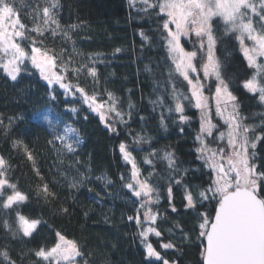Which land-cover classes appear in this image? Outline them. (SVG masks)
<instances>
[{
    "label": "snow or ice",
    "instance_id": "snow-or-ice-1",
    "mask_svg": "<svg viewBox=\"0 0 264 264\" xmlns=\"http://www.w3.org/2000/svg\"><path fill=\"white\" fill-rule=\"evenodd\" d=\"M140 2L144 5L141 11L156 16L160 47L166 53L161 68L164 93L151 101L153 110L166 107L169 113L174 111L181 125L190 119L185 111L188 106L199 111L196 158L202 162L200 167L191 170L192 175L197 171L201 173V182L192 184L185 180L190 170L180 166L174 152L152 147L151 137L143 133L134 136L135 149L123 141L119 144L121 158L126 165H130L129 175L122 174L120 181L122 187L127 189V199L135 208L133 214L127 215V221L129 226L135 225L145 262L176 264L165 258L150 240L152 235L158 238L162 236L157 226L160 214L154 209L160 203L162 185L153 181L165 180L173 213L177 212L173 203L174 185L183 186V207L191 217L192 227L187 232L181 228V234L189 241L195 235L200 248L199 264H264V154L258 152V145L264 147V127L257 134L255 125L244 123L239 98L234 94L231 80L223 73L222 61L217 56L219 46H227L232 41L238 43L247 67L253 70L251 76L244 79L243 88L264 105V0ZM24 8L28 9L24 15L31 25L22 18L21 9ZM60 8V0H32L31 4H25V0H0V70L12 82H18L22 73L30 76L38 73L40 79L46 82L50 100L56 101L63 95L66 111L75 116L83 108L78 109L74 105L82 103L99 117L109 133L118 136V125L128 127L134 106L129 103V111L125 114L119 107L120 101L111 92L105 91L106 100L100 99L101 94L97 91L100 80L93 56L79 62H74L75 56H72L66 61L63 55L44 43L46 34L52 37L62 35L66 41L71 40V32L61 29L58 19ZM76 27L71 25L70 29ZM141 37L147 39L143 32ZM184 41L191 43L192 49H187ZM63 51L62 48L61 53ZM72 51L79 55L74 43ZM165 71L166 80L163 79ZM82 77L85 78L83 84ZM88 77L91 78V92L87 86ZM178 78L186 82V90L179 84ZM205 81L209 83L206 85ZM57 89L60 91L57 92ZM206 89L208 95H205ZM166 99L172 101L174 108L172 104H166ZM213 104L216 116L226 125V131H219L218 122L213 123ZM51 111V108H43L34 111L29 117L21 115L9 118L6 134L14 119H28L30 123L44 128L51 137L47 143L55 151L58 161L63 163L67 156L78 155V149L84 141L74 122L61 126L58 118L55 123L49 120ZM125 115L128 119H125ZM84 119L87 120L88 116L85 115ZM140 119L143 121L144 117ZM160 124L166 128L163 117ZM0 125H3L2 120ZM180 132H184L183 127ZM69 133L72 139H69ZM217 141L220 143L213 147L212 143ZM12 147L17 151L23 148L27 159L33 162V171L44 180L27 145L14 139ZM134 151L146 153L143 163L148 168L143 171H147V175H143L133 155ZM79 163L76 160L69 167ZM160 165L164 166V171L159 170ZM10 167L9 162L0 156V213L10 216L15 212L16 223L13 228L9 220L5 219L3 228L11 233L12 239H16L20 233L25 238H31L42 221L26 217L19 211L30 197L19 188L17 182L12 181ZM58 171L68 181V187L76 191H80L88 180L85 173L76 176L64 170ZM76 171L79 172V169ZM104 179L106 185L113 183L110 179ZM88 192L91 193L92 188ZM36 196L45 202L58 198L57 192L47 182L36 186ZM96 196H100V193L97 192ZM60 212L69 214V209L61 206ZM160 247L172 249L175 245L168 242L161 243ZM29 251L36 257L35 260L29 258L30 264H92L91 254L85 252L81 243L60 230L55 231V239L50 247L40 246ZM0 257L7 264H16L7 250L0 251Z\"/></svg>",
    "mask_w": 264,
    "mask_h": 264
},
{
    "label": "trees",
    "instance_id": "trees-1",
    "mask_svg": "<svg viewBox=\"0 0 264 264\" xmlns=\"http://www.w3.org/2000/svg\"><path fill=\"white\" fill-rule=\"evenodd\" d=\"M31 3L32 0H25V4ZM60 4L58 19L61 29L71 32V40L66 41L62 35L52 37L46 34L45 45L63 55L66 61L72 56H75L74 62L93 56L100 80L97 86L100 99H107L105 91L111 92L120 101L119 107L125 114L129 111V103L134 106L133 116L127 128L118 125L120 134L117 136L109 133L99 117L82 103L74 105L78 109L83 108L75 116L66 111L63 95L56 101L50 100L46 82L40 79L38 73L31 76L22 73L18 82H12L0 70V120L3 121V125H0V156L11 165L9 176L12 181L17 182L19 188L29 194V200L21 205L19 211L26 217L42 221L33 237L25 238L20 233L16 239H12L11 233L3 228V222L8 219L15 228V212L10 216L0 213V251L7 250L16 264H21L22 255L23 264H30V259L35 260L36 257L29 250L40 246L50 247L55 239V231L60 230L81 243L85 252L91 254L92 264H146L135 225L129 226L127 221V215L133 214L135 208L127 199V189L122 187L120 181L122 174L129 175L130 165H126L121 158L119 144L123 141L135 149L133 137L143 133L152 138V147L174 152L180 166L190 170L185 177L186 182L199 184L201 173L197 171L194 175L191 174V170L202 165L196 158V148L199 145L196 136L200 128L198 112L194 107L188 106L185 111L190 119L181 125L174 111L169 113L166 107L153 110L151 101L164 93L161 68L166 55L160 47L155 15L149 16L133 10L128 5V0H60ZM27 10L21 9V15L25 23L31 25V21L24 15ZM71 25L77 27L72 30ZM52 27L55 28V25ZM141 32L147 39L141 37ZM73 43L79 55L73 53ZM62 48L64 51L61 53ZM117 49L120 51L117 52ZM217 56L222 61L223 73L231 80L234 94L239 98L244 123L255 125V131L259 134L264 127V105L243 88L244 79L250 77L253 70L247 67L235 41L227 46H219ZM163 79H167L166 71ZM178 79L186 90V82L182 78ZM84 82L85 78L82 77L81 83ZM87 86L91 92L90 77L87 78ZM166 104H172V101L166 99ZM172 106L174 108V104ZM43 108H51L48 118L54 123L57 118L61 126L74 122L84 141L78 149V155H69L60 163L55 151L47 143L51 137L43 127L30 123L28 119H14L6 134L9 118L21 115L29 117L34 111ZM85 115L88 116L87 120L84 119ZM141 117H144L143 121ZM162 117L166 128L161 127ZM125 119H128L127 115ZM181 127L184 128L183 133L180 132ZM14 139L23 141L33 153L35 164L44 180L33 171V162L27 159L23 148L19 151L13 149ZM69 139H72L71 133ZM143 147L147 148L148 145ZM258 152L264 154V147L258 145ZM133 155L143 175H147V171H143L148 168L143 163L146 153L134 151ZM76 160L80 163L70 168V163ZM58 169L76 176L85 173L88 180L80 191L70 189L68 181L60 175ZM159 170L164 171V166L160 165ZM98 177L101 179H97ZM104 178L113 183L106 185ZM44 182L57 192L56 200L45 202L37 198L36 186ZM153 182L162 185L160 203L154 206L160 214L157 226L162 236L158 238L152 235L151 242L165 258L176 264H199L200 248L195 235L189 241L181 234V228L187 232L192 227L191 217L183 207V186L174 185L173 203L177 212L173 213L168 202L166 181ZM89 188H92L91 193L88 192ZM97 192L100 196H96ZM61 206L67 207L69 214L61 213ZM168 242L175 247H160L161 243ZM0 262L7 264L3 257H0Z\"/></svg>",
    "mask_w": 264,
    "mask_h": 264
},
{
    "label": "rangeland",
    "instance_id": "rangeland-1",
    "mask_svg": "<svg viewBox=\"0 0 264 264\" xmlns=\"http://www.w3.org/2000/svg\"><path fill=\"white\" fill-rule=\"evenodd\" d=\"M128 5L135 11H139L140 13H144V14L146 13L144 11H141V9L144 7V5L140 2V0H128ZM192 39L195 40V37L193 36ZM184 43L187 45L186 46L187 49H189V50L192 49L193 46H192L191 43H187V41H184ZM240 53H241V51H240ZM201 75H202V73H201ZM208 83H209L208 81H205L206 85ZM212 83H214V81H212ZM213 91H214V88H213ZM205 95H208L207 89L205 90ZM197 112H198V119H199V122H200V113H199L198 110H197ZM211 116H212V119H214L213 123H217L218 122L219 131H226L227 130L226 129V125L223 124V121H221L220 118L218 116H216V114H215V105L214 104L212 106ZM199 130H200V128H199ZM216 134L218 135V132H216ZM217 143H220V142L217 141L215 143H212V146L215 147ZM198 147H199V145H198Z\"/></svg>",
    "mask_w": 264,
    "mask_h": 264
}]
</instances>
